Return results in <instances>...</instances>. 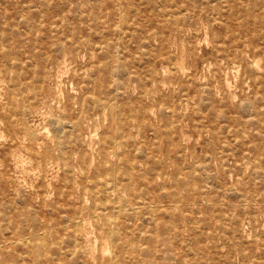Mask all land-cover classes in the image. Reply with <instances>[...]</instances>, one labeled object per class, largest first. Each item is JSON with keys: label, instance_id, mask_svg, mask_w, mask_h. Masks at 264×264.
<instances>
[{"label": "rangeland", "instance_id": "rangeland-1", "mask_svg": "<svg viewBox=\"0 0 264 264\" xmlns=\"http://www.w3.org/2000/svg\"><path fill=\"white\" fill-rule=\"evenodd\" d=\"M180 2L0 0V262L264 264V0Z\"/></svg>", "mask_w": 264, "mask_h": 264}, {"label": "bare ground", "instance_id": "bare-ground-1", "mask_svg": "<svg viewBox=\"0 0 264 264\" xmlns=\"http://www.w3.org/2000/svg\"><path fill=\"white\" fill-rule=\"evenodd\" d=\"M162 1V0H161ZM185 2V1H184ZM161 4H163V3H161ZM180 4L181 5H177V8H176V11H174V13H173V15L174 14H177V13H181V10H182V4H183V0H181V2H180ZM120 5V4H119ZM119 5H118V8H119ZM122 6V5H121ZM120 6V7H121ZM130 8V7H129ZM128 8V9H129ZM135 9V8H134ZM160 9V8H159ZM184 13H185V11H184ZM120 16H121V14H119ZM175 16V15H174ZM182 16V15H181ZM88 17V16H87ZM176 18H178V17H176ZM224 19V18H223ZM3 20V19H2ZM167 21V20H166ZM214 21H216V20H214ZM119 22H121L120 21V19H119ZM183 22V21H182ZM91 23V22H90ZM188 23V22H187ZM121 24V23H120ZM171 24L172 25H176V26H179V24H180V22L179 21H177V20H173V21H171ZM55 26V25H54ZM122 26V25H121ZM53 27V26H52ZM118 27H119V25H118ZM226 27V26H225ZM112 28H115V27H113L112 26ZM120 28V27H119ZM91 30V29H90ZM122 30V29H121ZM156 33H158V32H156ZM90 34V33H89ZM124 34V33H123ZM148 34V33H147ZM122 36V35H121ZM155 36V35H154ZM61 37V36H60ZM120 40V39H119ZM61 43V42H60ZM92 43V42H91ZM120 43V42H119ZM36 44V43H35ZM61 44H63V43H61ZM109 44V43H108ZM63 45H61V46H59L58 48H59V50H61V49H63V47H62ZM105 46V45H104ZM108 46V45H107ZM110 46V45H109ZM116 46V45H115ZM96 48V47H95ZM113 48V47H112ZM110 49V48H109ZM111 50V49H110ZM114 50V49H113ZM120 51V50H119ZM118 51V52H119ZM110 53V52H109ZM105 54V53H104ZM116 54H118V53H116ZM120 54H122V53H120ZM104 56V55H103ZM37 57H38V60H39V63H40V65L41 66H44V64H45V57H44V54L43 53H41V54H38L37 55ZM106 57V56H105ZM119 57V56H118ZM121 58V57H120ZM119 60V59H118ZM140 60V59H139ZM108 62H110V61H108ZM257 62V61H256ZM255 62V63H256ZM99 64V63H98ZM105 64V63H104ZM258 64V63H257ZM101 65V64H100ZM255 65V64H254ZM25 66H27V65H25ZM193 66H195V65H193ZM169 68V67H168ZM173 68H174V65H173V67H172V70H173ZM256 68H257V66H256ZM37 69V68H36ZM103 69V68H102ZM108 69V68H107ZM37 70H39V69H37ZM118 70V69H117ZM255 70V69H254ZM114 72V71H113ZM188 72V71H187ZM254 71H252V73H253ZM81 73V72H80ZM102 73V72H101ZM10 77V76H9ZM118 77V76H117ZM189 77V76H188ZM187 77V78H188ZM261 77V76H260ZM256 79H258V78H256ZM262 79V78H261ZM83 80V79H82ZM91 80H92V78H91ZM96 80V79H95ZM117 80V79H116ZM27 81V80H26ZM84 81V80H83ZM118 81V80H117ZM84 83H85V81H84ZM120 85V84H119ZM263 85H264V83H263ZM80 86V85H79ZM110 88V87H109ZM118 88V87H117ZM112 89V88H111ZM116 89V88H115ZM119 89V88H118ZM119 90H121V88L119 89ZM124 90V89H123ZM118 91V90H117ZM117 91H116V94H117ZM150 92V91H149ZM114 93H115V91H114ZM219 94V93H218ZM107 96V95H106ZM118 97H119V95H118ZM74 98V97H73ZM117 98V96L115 97V99ZM120 98V97H119ZM1 99V98H0ZM251 99V98H250ZM103 100V99H102ZM101 99H98V98H95L94 99V102H96L99 106H102V108H104L103 106H107V107H109L110 108V110H111V117H112V121H113V123L115 124V123H119V122H122L124 119H125V116H124V113L123 114H121V110L119 109V107L117 106V105H114V104H112L111 103V100H107L108 101V103H106V101H102ZM54 101V100H53ZM64 101V100H63ZM116 101H117V99H116ZM112 102H113V100H112ZM131 103V102H130ZM53 105V104H52ZM58 106V105H57ZM23 109V108H22ZM26 109H28V108H26ZM49 110V109H48ZM143 110V109H142ZM83 114V113H82ZM133 114V113H132ZM102 115V114H101ZM79 115H77V117H78ZM23 117H24V115H23ZM22 117V119H24ZM52 118V117H51ZM79 118V117H78ZM248 118V117H247ZM54 119V118H53ZM63 119V118H62ZM65 119V118H64ZM63 119V120H64ZM76 119V118H75ZM74 119V120H75ZM101 119V118H100ZM54 120H56V122H57V119H54ZM62 120V121H63ZM77 120V119H76ZM60 121V120H59ZM65 121V120H64ZM80 121V120H79ZM94 121V120H93ZM23 122V121H22ZM55 122V121H54ZM61 122V121H60ZM70 122H72V121H70ZM73 122H75V121H73ZM81 122V121H80ZM58 123V122H57ZM65 123V122H64ZM63 122H61V124H60V126L57 128V132H61V134H65V138L67 137V133H68V131H66L65 129V126L67 125L66 123V125L64 124ZM59 124V123H58ZM180 124V123H179ZM52 125H53V123H52ZM51 125V126H52ZM68 125H70L69 127H72V128H75V129H77V128H79V123H78V121L76 122V123H74V124H68ZM54 126V125H53ZM57 126V125H56ZM71 128V129H72ZM46 129V128H45ZM69 129V128H68ZM174 129V128H173ZM229 130V129H228ZM48 131V130H47ZM74 131V130H73ZM59 132V133H60ZM124 132V131H123ZM49 133V132H48ZM32 134V133H31ZM71 134V133H70ZM81 134V133H80ZM52 135V134H51ZM58 135H60V134H58ZM123 135H124V133H123ZM122 135V136H123ZM117 136H119L120 137V134H118V130H114L113 131V129H112V139H111V143L113 144V145H115L117 142H116V137ZM60 137H61V135H60ZM80 138H81V136H80ZM70 139H71V137H70ZM58 140V139H57ZM66 141L68 140L67 138L65 139ZM59 141V140H58ZM61 146H62V141L60 140L58 143H57V148H61ZM108 147V146H107ZM224 147H226V145L224 146ZM113 149V148H112ZM112 149H111V151H112ZM125 150V149H124ZM46 151V150H45ZM134 151V150H133ZM137 151V150H136ZM105 152V151H104ZM109 152H110V149H109ZM114 152V151H113ZM114 154H115V152H114ZM61 155H62V153H61ZM44 156V155H43ZM111 156V155H110ZM116 156V155H115ZM179 156V155H178ZM119 157V156H118ZM180 157V156H179ZM54 158V157H53ZM62 158V157H61ZM109 158V157H108ZM120 158V157H119ZM119 158H117V159H119ZM71 160V159H70ZM108 161L109 160H107V163H108ZM115 162V161H114ZM247 162V161H246ZM204 163V162H203ZM68 164V163H67ZM102 164H103V162H102ZM45 165V164H44ZM105 165H107V164H105ZM116 165V164H115ZM194 165H196L195 163H194ZM109 165H107V167H108ZM138 166V165H137ZM63 167H64V165H63ZM102 168H103V166H102ZM244 168V167H243ZM73 169V168H72ZM115 169H116V167L114 166V165H111L110 167H109V169H107V170H109L110 172H112V173H116V171H115ZM69 171V170H68ZM115 171V172H114ZM34 172V171H33ZM111 173V174H112ZM19 174V173H18ZM102 174V173H101ZM104 174V173H103ZM117 174V173H116ZM71 178V177H70ZM113 178V184H115L114 183V180H115V178H114V176L112 177ZM238 178V177H237ZM99 179H101L102 180V178L100 177ZM258 180V179H257ZM127 181V180H126ZM111 182V183H112ZM109 183H110V181H109ZM117 184V183H116ZM105 185V184H104ZM95 186H96V183H95ZM103 187V186H102ZM85 188V187H84ZM105 188H106V185H105ZM115 188V187H114ZM107 189V188H106ZM111 189H113V188H111ZM108 190V189H107ZM107 190H104L105 191V193L106 192H108ZM103 191V192H104ZM114 191H116L115 189H114ZM84 192V191H83ZM94 193V192H93ZM108 194V193H107ZM120 196V195H119ZM119 196H117V198L119 197ZM129 196V195H128ZM82 198H83V196H82ZM258 198V197H257ZM95 199V198H94ZM107 199V198H106ZM105 199V200H106ZM83 200V199H82ZM115 200V199H114ZM117 200H119V198L117 199ZM108 201V200H107ZM83 202V201H82ZM81 202V203H82ZM95 202V201H94ZM112 203V202H111ZM122 203V202H121ZM127 203V202H126ZM123 204V203H122ZM177 204H179V203H177ZM105 205V204H104ZM82 206V205H81ZM132 207H133V205H131ZM140 206H142V204L140 205ZM152 206V205H151ZM93 207V206H92ZM106 207V206H105ZM117 207V206H116ZM130 207V206H129ZM139 207V206H138ZM245 207V206H244ZM82 207H80V209H81ZM93 208H95L94 210H96V209H98L99 207H96V204L94 205V207ZM115 208V207H114ZM118 208V207H117ZM120 208V207H119ZM124 208V207H123ZM126 208V207H125ZM124 208V209H125ZM113 209V208H112ZM128 209V208H127ZM82 210V209H81ZM117 210V209H116ZM126 210V209H125ZM129 210V209H128ZM134 210V209H133ZM36 211V210H35ZM34 211V212H35ZM107 211V210H106ZM136 211V210H135ZM135 211H133V212H135ZM81 212V211H80ZM94 212H96V211H94ZM100 212H101V210H100ZM118 212V211H117ZM122 212H123V210H122ZM103 213H105V212H103ZM111 213V212H110ZM140 213V212H139ZM101 214V213H100ZM99 214V215H100ZM109 214V213H108ZM122 214V213H121ZM128 214V213H127ZM133 214V213H132ZM131 214V215H132ZM94 215H95V213H94ZM114 215H115V213H114ZM123 215H125V214H123ZM134 215V214H133ZM112 216V218H113V215H111ZM117 216V215H116ZM126 216V215H125ZM125 216L123 217V218H125ZM135 216V215H134ZM140 216H141V214H140ZM22 217V216H21ZM136 217V216H135ZM134 217V218H135ZM169 217H171V216H169ZM115 218V217H114ZM127 218H129V217H127ZM152 218V217H151ZM78 220H79V217L77 218ZM129 220V219H128ZM73 221V220H72ZM107 221V220H106ZM105 221V222H106ZM133 221V220H132ZM131 220L129 221V222H132ZM69 222V221H68ZM126 222V221H125ZM146 222V221H145ZM155 222H156V220H155ZM67 223V222H66ZM72 223H74V221L72 222ZM107 223H108V229H107V231H106V233H107V235H108V238H109V240H110V242L112 243V245L113 244H115V243H118L119 244V246H120V248H121V250L120 251H117V252H115L114 253V255L112 256V258H111V260H110V262L109 261H107V262H103V263H101V264H114V260H120V261H124V258H125V263H126V257H127V254L130 252L132 255H134V256H138V255H140V254H143V255H145L146 256V258L147 257H149L150 255H151V250H149V251H143L141 248H139V247H137L136 245H128L127 243H126V241H125V239H124V235L121 233V231H120V229H118L117 228V230L114 228H112L113 226H117L118 224L116 223V221L115 220H111V219H109L108 218V221H107ZM140 223V222H139ZM131 224V223H130ZM68 225V224H67ZM76 225V224H75ZM74 225V226H75ZM132 225V224H131ZM5 229V228H4ZM69 229V228H68ZM34 229H32L31 231H33ZM151 230V229H150ZM255 230V229H254ZM45 232V231H44ZM76 232V231H75ZM129 233H130V231H128ZM142 232V231H141ZM140 232V233H141ZM40 233V232H39ZM82 233V232H81ZM150 233H152V232H150ZM43 234V233H42ZM76 234V233H75ZM45 235H46V233H45ZM26 236V235H25ZM47 236V235H46ZM26 238H27V236H26ZM28 239V238H27ZM43 239V238H42ZM42 239H41V241H38L37 243H34L32 246H30V248H32V249H30V251L32 252V253H34L35 254V256L36 257H38V256H40V255H42V254H46L47 253V249H46V246H47V242H45V241H42ZM14 240V239H13ZM29 240V239H28ZM19 243L21 242V240H19L18 241ZM27 242V241H26ZM22 243V242H21ZM30 243V242H29ZM76 243V242H75ZM190 243V242H189ZM6 244V243H5ZM30 244H32V243H30ZM22 245H23V243H22ZM114 247V246H113ZM163 246H161V248H162ZM75 249H76V247H75ZM74 250V249H73ZM113 250H114V248H113ZM188 250V249H187ZM103 251H105L104 249H103ZM75 252V251H74ZM194 252V251H193ZM193 254V253H192ZM22 255H24V254H22ZM26 255V257H27V254H25ZM142 255V256H143ZM49 257H51L50 255H49ZM39 258V257H38ZM9 260H12V258L10 257L9 259H7V258H4L1 262H0V264H10V261ZM137 260V259H136ZM151 261V260H150ZM158 263V262H157ZM29 264V263H28ZM31 264V263H30Z\"/></svg>", "mask_w": 264, "mask_h": 264}]
</instances>
